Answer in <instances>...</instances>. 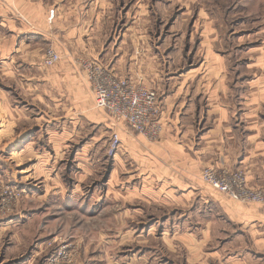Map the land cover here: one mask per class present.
I'll return each mask as SVG.
<instances>
[{
    "label": "crops",
    "instance_id": "obj_1",
    "mask_svg": "<svg viewBox=\"0 0 264 264\" xmlns=\"http://www.w3.org/2000/svg\"><path fill=\"white\" fill-rule=\"evenodd\" d=\"M115 1L0 0V106L5 110L0 114L6 118L0 133L11 132L14 144L27 142L31 148L28 136L44 131L48 119L58 122L59 113L71 120L96 110L108 114L90 101L80 64L95 61L133 84L154 88L159 96L164 130L158 143L142 148L136 139L128 142L135 132L120 131L125 152L142 155L129 176L133 186L128 193L167 212L162 219L176 223L175 233L180 232L173 238L186 246L188 257L224 240L218 235L220 225L228 229L224 221L245 230L232 239L244 240L239 248L264 250V205L232 201L202 181L203 170L214 165L242 170L251 186L264 190L263 87L254 80L244 96L231 95L218 59L190 69L177 82L182 66L167 67L157 48L151 53L148 11L140 17L143 10L135 4L115 24ZM49 48L61 56L52 68L43 63ZM60 133L66 137L65 129ZM188 223L199 233H183Z\"/></svg>",
    "mask_w": 264,
    "mask_h": 264
},
{
    "label": "rangeland",
    "instance_id": "obj_2",
    "mask_svg": "<svg viewBox=\"0 0 264 264\" xmlns=\"http://www.w3.org/2000/svg\"><path fill=\"white\" fill-rule=\"evenodd\" d=\"M135 4L143 10L140 17L148 11L151 19V53L157 48L167 67L182 66L177 80L218 59L231 95L244 96L254 80L264 89V0H116L115 24ZM59 117L28 136L31 148L14 144L11 132L0 133V264H264V250L239 248L244 240L232 239L245 230L225 221L228 229H218L224 240L188 257L186 246L173 238L180 232L176 223L162 219L167 212L128 193L142 155L125 152L122 140L115 150L112 137L116 131L123 139L131 129L97 110L76 120ZM135 134L128 142L136 139L142 148L162 137ZM7 188L20 193L10 210L2 205ZM181 230L199 233L192 223Z\"/></svg>",
    "mask_w": 264,
    "mask_h": 264
},
{
    "label": "built area",
    "instance_id": "obj_3",
    "mask_svg": "<svg viewBox=\"0 0 264 264\" xmlns=\"http://www.w3.org/2000/svg\"><path fill=\"white\" fill-rule=\"evenodd\" d=\"M5 38V37H4ZM61 61L60 54L49 48L44 55V65L55 67ZM81 67L92 91L95 107L108 112L114 119L124 122L133 132L147 139L157 140L163 134L162 109L154 88L146 84H133L116 76L95 61L82 60ZM113 147L119 149V132L113 134ZM205 185L221 196L242 204H264V191L250 187L247 175L242 170L220 169L207 166L202 172ZM20 193L4 189L2 205L10 210L19 201Z\"/></svg>",
    "mask_w": 264,
    "mask_h": 264
}]
</instances>
